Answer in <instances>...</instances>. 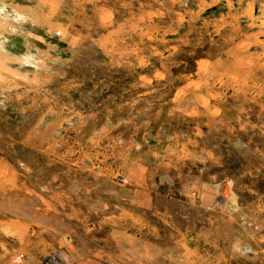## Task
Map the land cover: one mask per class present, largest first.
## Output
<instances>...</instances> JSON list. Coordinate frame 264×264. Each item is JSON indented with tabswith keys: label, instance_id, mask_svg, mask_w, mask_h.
Masks as SVG:
<instances>
[{
	"label": "rangeland",
	"instance_id": "1",
	"mask_svg": "<svg viewBox=\"0 0 264 264\" xmlns=\"http://www.w3.org/2000/svg\"><path fill=\"white\" fill-rule=\"evenodd\" d=\"M0 264H264V0H0Z\"/></svg>",
	"mask_w": 264,
	"mask_h": 264
}]
</instances>
